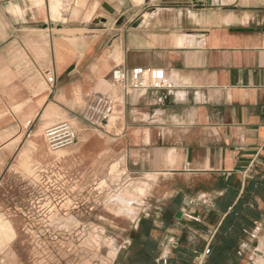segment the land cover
I'll list each match as a JSON object with an SVG mask.
<instances>
[{"label":"crops","instance_id":"0c3cea01","mask_svg":"<svg viewBox=\"0 0 264 264\" xmlns=\"http://www.w3.org/2000/svg\"><path fill=\"white\" fill-rule=\"evenodd\" d=\"M75 2L0 0V186L33 160L88 191L137 184L161 258L177 245L202 252L226 215L217 200L264 175V0H87L69 21ZM118 66L163 68L175 87L125 89L111 80ZM95 92L117 101L99 128L82 117ZM62 121L77 143L35 150ZM256 200L242 264L264 257V194ZM164 222L189 233L179 242Z\"/></svg>","mask_w":264,"mask_h":264},{"label":"rangeland","instance_id":"374dc122","mask_svg":"<svg viewBox=\"0 0 264 264\" xmlns=\"http://www.w3.org/2000/svg\"><path fill=\"white\" fill-rule=\"evenodd\" d=\"M40 136L33 148L44 150L45 143L50 150L44 130ZM24 167L0 186V264H130V247L154 212L148 191L101 183L88 191L65 170L47 172L34 160ZM167 227L182 233L179 242L189 233L187 225L161 224ZM248 262L264 264V257L257 253Z\"/></svg>","mask_w":264,"mask_h":264},{"label":"trees","instance_id":"16d2710c","mask_svg":"<svg viewBox=\"0 0 264 264\" xmlns=\"http://www.w3.org/2000/svg\"><path fill=\"white\" fill-rule=\"evenodd\" d=\"M262 193L264 194V175L252 178L241 196L238 189L230 188L217 200L218 209L226 215L203 264H241L239 245L261 217L262 210L256 196ZM152 228L153 224L149 222L144 236L134 240L130 247V264H197V252L182 245L176 246L174 255L168 257L166 263L158 262L157 259L161 254L160 244L159 239L150 234Z\"/></svg>","mask_w":264,"mask_h":264},{"label":"built area","instance_id":"2783aa9c","mask_svg":"<svg viewBox=\"0 0 264 264\" xmlns=\"http://www.w3.org/2000/svg\"><path fill=\"white\" fill-rule=\"evenodd\" d=\"M113 84L122 86L125 89H173L175 84L163 68L136 66L125 68L115 67L111 72ZM117 101L114 97L103 92H95L88 97L82 117L89 125L102 127L115 114ZM44 135L51 151L74 146L78 141L77 129L68 121H62L47 127ZM189 218H197L188 215ZM257 221L255 222V224ZM208 244L202 252H197L196 263L203 264L206 256L210 253ZM157 261L166 263V259L159 257Z\"/></svg>","mask_w":264,"mask_h":264},{"label":"water","instance_id":"95a60500","mask_svg":"<svg viewBox=\"0 0 264 264\" xmlns=\"http://www.w3.org/2000/svg\"><path fill=\"white\" fill-rule=\"evenodd\" d=\"M86 5L87 0H76L70 13L69 21H80ZM104 7L108 8V5L105 4ZM181 213V211H178L177 217H180Z\"/></svg>","mask_w":264,"mask_h":264},{"label":"bare ground","instance_id":"6f19581e","mask_svg":"<svg viewBox=\"0 0 264 264\" xmlns=\"http://www.w3.org/2000/svg\"><path fill=\"white\" fill-rule=\"evenodd\" d=\"M129 193H130V192H129ZM129 193H128L127 195H131V194H129Z\"/></svg>","mask_w":264,"mask_h":264}]
</instances>
